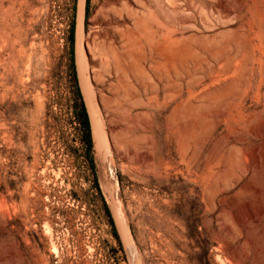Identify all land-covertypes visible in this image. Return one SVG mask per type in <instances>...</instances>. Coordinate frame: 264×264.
<instances>
[{
	"label": "rangeland",
	"instance_id": "374dc122",
	"mask_svg": "<svg viewBox=\"0 0 264 264\" xmlns=\"http://www.w3.org/2000/svg\"><path fill=\"white\" fill-rule=\"evenodd\" d=\"M87 1L105 159L77 0H0V264H264V0Z\"/></svg>",
	"mask_w": 264,
	"mask_h": 264
},
{
	"label": "bare ground",
	"instance_id": "6f19581e",
	"mask_svg": "<svg viewBox=\"0 0 264 264\" xmlns=\"http://www.w3.org/2000/svg\"><path fill=\"white\" fill-rule=\"evenodd\" d=\"M83 6H84V0H77L76 24H75V43H76L75 44V64H76L77 80H78L80 93L82 95V99L84 102V106L87 112L89 127H90L92 137H93V131H94V134L97 139V148L100 149L101 147L100 143H101L102 148H103V153H104L103 157L105 159L107 155L109 154V138L103 126V122L99 118L96 106L94 105V102L89 96V93H88L89 90L87 91L86 89L85 76H84V71H83V61H82L81 51L79 47V41L81 38V23H82V16H83ZM101 138H103L102 142H101ZM118 221L122 229L124 243L125 245H129L130 237H129L127 228L123 220L120 217H118Z\"/></svg>",
	"mask_w": 264,
	"mask_h": 264
},
{
	"label": "trees",
	"instance_id": "16d2710c",
	"mask_svg": "<svg viewBox=\"0 0 264 264\" xmlns=\"http://www.w3.org/2000/svg\"><path fill=\"white\" fill-rule=\"evenodd\" d=\"M87 2L88 1L85 0V5H84V11L85 12L87 9ZM71 36H72V31L70 30L69 39H71ZM74 94L79 99V103L75 105V115L79 119V122L81 123V125L84 129L83 140L86 144V155L89 158L88 153H89V149H90V139H89L88 120H87L86 111H85V108H84L83 103L81 101L79 91H78V87L76 84L74 85ZM90 136H91V142H92V147H93V138H92L91 131H90Z\"/></svg>",
	"mask_w": 264,
	"mask_h": 264
}]
</instances>
